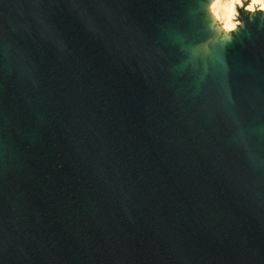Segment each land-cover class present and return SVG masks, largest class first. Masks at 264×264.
<instances>
[{"label":"water","instance_id":"obj_1","mask_svg":"<svg viewBox=\"0 0 264 264\" xmlns=\"http://www.w3.org/2000/svg\"><path fill=\"white\" fill-rule=\"evenodd\" d=\"M264 0H0V264H264Z\"/></svg>","mask_w":264,"mask_h":264},{"label":"snow or ice","instance_id":"obj_2","mask_svg":"<svg viewBox=\"0 0 264 264\" xmlns=\"http://www.w3.org/2000/svg\"><path fill=\"white\" fill-rule=\"evenodd\" d=\"M262 7H264V4H262Z\"/></svg>","mask_w":264,"mask_h":264}]
</instances>
